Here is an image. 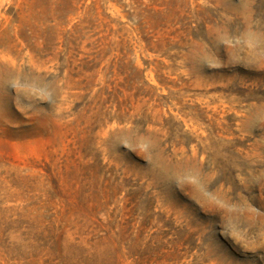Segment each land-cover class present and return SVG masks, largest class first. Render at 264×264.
I'll list each match as a JSON object with an SVG mask.
<instances>
[{
  "label": "rangeland",
  "instance_id": "rangeland-1",
  "mask_svg": "<svg viewBox=\"0 0 264 264\" xmlns=\"http://www.w3.org/2000/svg\"><path fill=\"white\" fill-rule=\"evenodd\" d=\"M50 225L264 264V0H0V264H46Z\"/></svg>",
  "mask_w": 264,
  "mask_h": 264
},
{
  "label": "trees",
  "instance_id": "trees-1",
  "mask_svg": "<svg viewBox=\"0 0 264 264\" xmlns=\"http://www.w3.org/2000/svg\"><path fill=\"white\" fill-rule=\"evenodd\" d=\"M40 236L46 237L48 242L43 249H41L38 245V248L43 250L45 253L46 264H52L55 261H60L62 264H69V262L70 264L110 263L108 260L102 258L98 249H95V246L87 248L77 236L74 239L73 244L70 243V245L67 246L63 245L64 230L59 227H55L54 225L42 228Z\"/></svg>",
  "mask_w": 264,
  "mask_h": 264
}]
</instances>
